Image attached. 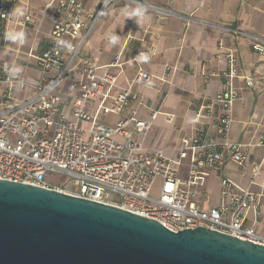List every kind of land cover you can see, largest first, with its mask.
Returning a JSON list of instances; mask_svg holds the SVG:
<instances>
[{
    "label": "built area",
    "instance_id": "obj_1",
    "mask_svg": "<svg viewBox=\"0 0 264 264\" xmlns=\"http://www.w3.org/2000/svg\"><path fill=\"white\" fill-rule=\"evenodd\" d=\"M14 1L0 0V36ZM98 14L86 12L83 0L56 1L48 47L32 58L39 74L35 84L19 74L10 78L14 65L0 60V180L113 206L157 221L172 233L199 227L264 247V237L255 229L259 207L248 188L223 177L215 204L202 190L209 173L221 174L227 164L243 170L247 162L250 145L228 137L230 110L239 98L235 82L240 79L250 88L255 80L240 74L235 50L224 48L219 40L226 70L209 77L222 79V88L198 105L220 110L212 135L200 132L183 138L172 148L175 157L169 158L163 150L143 144L158 112L150 110L149 120H139L136 109L128 111L131 103L141 105L134 88L149 87L152 76L138 69L125 87H119L111 72L120 68L116 60L98 66L82 55ZM31 20L25 15L24 23ZM251 50L264 58V41L253 38ZM108 116L117 119L107 121ZM167 121H172L170 116ZM256 146L264 147V140ZM261 170L262 163L253 164L251 177L257 178ZM52 176L66 178L74 187L56 185ZM155 185L157 195L151 196Z\"/></svg>",
    "mask_w": 264,
    "mask_h": 264
},
{
    "label": "crops",
    "instance_id": "obj_2",
    "mask_svg": "<svg viewBox=\"0 0 264 264\" xmlns=\"http://www.w3.org/2000/svg\"><path fill=\"white\" fill-rule=\"evenodd\" d=\"M57 0H15L5 24V34L23 31L22 44L6 41L0 36V60L21 68L19 75L29 84L38 81L33 56L48 47L52 16ZM83 0L90 14L99 12L83 48V56L98 66H107L116 60L120 68L111 70L117 76V86L125 87L138 69L152 76L149 87L137 86L134 91L140 103H131L136 118L149 120L150 110L158 112L150 132L143 140L146 148L163 150L169 158L175 157L172 148L183 138L191 139L197 133L212 135V123L220 114L217 108H199L203 100L213 99L222 88L218 75L226 70L224 48L235 50L237 66L242 76L253 78L254 86L247 88L242 80L235 82L239 93L230 110L233 122L228 137L232 142L250 145L243 170L227 164L221 174L209 173L202 189L211 202L217 203L219 180L230 178L248 188L259 207L255 229L264 237V147L256 146L264 140V58L251 50L253 38L264 41V0H134L146 9L142 22L126 18L122 9H135L131 0ZM174 13L166 16L153 9ZM25 15L32 17L24 23ZM117 36V43L110 42ZM146 53L150 59L139 61ZM170 116L172 121L168 122ZM113 116L107 121H115ZM262 163L261 174L252 178V165ZM249 221L254 217L250 214Z\"/></svg>",
    "mask_w": 264,
    "mask_h": 264
},
{
    "label": "water",
    "instance_id": "obj_3",
    "mask_svg": "<svg viewBox=\"0 0 264 264\" xmlns=\"http://www.w3.org/2000/svg\"><path fill=\"white\" fill-rule=\"evenodd\" d=\"M0 264H264V247L0 180Z\"/></svg>",
    "mask_w": 264,
    "mask_h": 264
},
{
    "label": "clouds",
    "instance_id": "obj_4",
    "mask_svg": "<svg viewBox=\"0 0 264 264\" xmlns=\"http://www.w3.org/2000/svg\"><path fill=\"white\" fill-rule=\"evenodd\" d=\"M122 15H124L126 18H135L137 23L142 22L145 17L146 9L143 6H137L135 9H122ZM6 41L13 42V43H20L22 44L25 39V34L23 31H10L5 34ZM110 42L115 44L117 43V36L113 35L110 38ZM60 43H64L63 41H60ZM70 47V46H69ZM137 59L139 61L147 62L150 57L146 53H140L137 56ZM21 71V68L13 66L10 70L9 76L15 77L19 72Z\"/></svg>",
    "mask_w": 264,
    "mask_h": 264
},
{
    "label": "rangeland",
    "instance_id": "obj_5",
    "mask_svg": "<svg viewBox=\"0 0 264 264\" xmlns=\"http://www.w3.org/2000/svg\"><path fill=\"white\" fill-rule=\"evenodd\" d=\"M50 181H52L54 184L65 187L66 189H72L74 187V184L72 181H69L66 178L60 177V176H52L50 178ZM157 186L155 185V188L152 190L151 196L157 195Z\"/></svg>",
    "mask_w": 264,
    "mask_h": 264
}]
</instances>
